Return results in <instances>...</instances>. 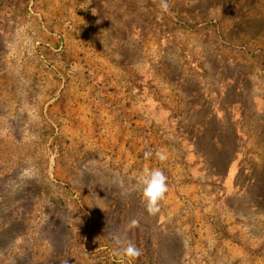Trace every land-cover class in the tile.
I'll list each match as a JSON object with an SVG mask.
<instances>
[{"label":"rangeland","instance_id":"rangeland-1","mask_svg":"<svg viewBox=\"0 0 264 264\" xmlns=\"http://www.w3.org/2000/svg\"><path fill=\"white\" fill-rule=\"evenodd\" d=\"M168 2L0 0V264H264V0Z\"/></svg>","mask_w":264,"mask_h":264},{"label":"clouds","instance_id":"clouds-1","mask_svg":"<svg viewBox=\"0 0 264 264\" xmlns=\"http://www.w3.org/2000/svg\"><path fill=\"white\" fill-rule=\"evenodd\" d=\"M158 6L163 13H168L170 10L168 0H159ZM152 156L153 153L150 151L145 153V159H150ZM155 156L161 161L166 159V154L160 149L156 150ZM167 180L168 178L161 168H145L139 174L138 182L145 208L149 215L155 216L160 212V202L165 199L169 191ZM138 225V219H132L129 223V227H137ZM115 240L120 245L116 249L117 256L136 259L141 255L140 249L131 241H122L119 238H115Z\"/></svg>","mask_w":264,"mask_h":264},{"label":"trees","instance_id":"trees-1","mask_svg":"<svg viewBox=\"0 0 264 264\" xmlns=\"http://www.w3.org/2000/svg\"><path fill=\"white\" fill-rule=\"evenodd\" d=\"M236 133V132H235ZM236 135H237V133H236ZM215 138V142H216V144H213V145H210V150H212V149H215V150H217V148H219L220 150H222L223 152H225V156H226V153L227 152H231V147H230V142H226V141H223L222 140V137H220L219 135H217V136H215L214 137ZM227 151V152H226ZM204 155V154H203ZM221 160V159H220ZM223 163L225 164V168L226 169H224L225 170V172H227V167L229 166V164L231 163V157L229 158V159H227V157L225 158L224 157V161H223ZM224 172V174L223 173H220V174H223V175H225L226 173ZM222 175V176H223ZM120 186H121V184H119ZM122 187V186H121ZM120 190H123V188H120ZM160 227V228H159ZM157 229H159V230H162V227H161V225H158L157 226V228H156V230ZM159 233V232H158ZM164 236H162V232L160 233V235L158 236V245H159V247H158V249L156 250V254H158L160 251L162 252V250H160L161 249V247H165L164 245H163V242H164ZM174 251H172L171 250V254L172 255H174L175 257L177 256V255H175L174 253H173ZM151 253H154V251H152V249H151ZM177 258V257H176ZM159 259V261H160V264H162L163 262H162V259H160V258H158ZM158 264V263H157Z\"/></svg>","mask_w":264,"mask_h":264}]
</instances>
